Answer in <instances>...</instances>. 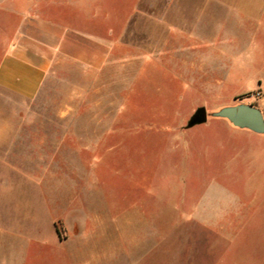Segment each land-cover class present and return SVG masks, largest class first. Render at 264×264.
I'll list each match as a JSON object with an SVG mask.
<instances>
[{
    "label": "rangeland",
    "instance_id": "obj_1",
    "mask_svg": "<svg viewBox=\"0 0 264 264\" xmlns=\"http://www.w3.org/2000/svg\"><path fill=\"white\" fill-rule=\"evenodd\" d=\"M110 5L126 10L110 12L117 35L102 69L66 64L33 101L0 96L14 130L37 138L0 187V234L16 238L0 242L1 258L12 245L18 264H215L229 249L223 264H264V135L211 116L243 104L264 117V0ZM198 108L207 121L187 128ZM184 133L197 134L186 156L168 143L184 145ZM175 202L260 221L229 243L183 225Z\"/></svg>",
    "mask_w": 264,
    "mask_h": 264
},
{
    "label": "crops",
    "instance_id": "obj_2",
    "mask_svg": "<svg viewBox=\"0 0 264 264\" xmlns=\"http://www.w3.org/2000/svg\"><path fill=\"white\" fill-rule=\"evenodd\" d=\"M93 1L97 2V0H0V96L7 94L23 101H33L57 67L74 64L91 73L104 67L109 60L110 46L113 42L111 40L117 35L110 26V12L124 11L126 7H111L110 0L108 3L106 1L102 3L101 0L97 2L101 6L97 4L99 6L97 10L91 5ZM129 1L134 2L123 0L126 3ZM214 1L220 8L226 7L228 2ZM134 9L133 6L130 11ZM243 10L249 16L254 13L245 8ZM3 98L6 104H12L9 97ZM13 125L14 117L0 111V187L12 184L8 179L10 173L22 170L20 164H16L15 161L23 163L24 159L19 156L24 152V141L37 139L33 138L34 134L15 131ZM171 136L168 143L174 151L182 149L181 151L185 152L181 154L185 156L193 152L196 133H184V145L178 143L179 139ZM237 196L233 202L234 210H237L236 206L241 202ZM256 201L258 200L251 201L252 207H257ZM177 202L173 206L175 211L180 208V214L185 216L183 225L189 229L200 228L203 232L207 229L222 232L229 243L239 241L244 227L259 225L260 220L255 211L245 215L236 211V214H229L228 208L223 206L221 209L223 213L218 211L219 213L214 214L206 212L205 206L202 209L197 208L196 203L191 210L185 211L186 201L180 207ZM241 203L243 205V202ZM229 217L232 218L229 219L232 221L231 224L225 219ZM226 223L228 227H232V234L224 228ZM14 239L16 238L13 237V233L0 234V242H14ZM13 247L15 246L11 245L8 248L11 255L3 258L0 255V264H18L14 259ZM16 249L22 253L28 251L24 244L16 246ZM228 250L223 249L219 253L215 264L229 262V256L226 255Z\"/></svg>",
    "mask_w": 264,
    "mask_h": 264
},
{
    "label": "water",
    "instance_id": "obj_3",
    "mask_svg": "<svg viewBox=\"0 0 264 264\" xmlns=\"http://www.w3.org/2000/svg\"><path fill=\"white\" fill-rule=\"evenodd\" d=\"M212 117L225 119L233 127L248 130L253 133H264V117L259 109L251 105H235L220 109L212 113ZM208 114L204 108H198L190 117L187 128L195 125L204 124L207 121Z\"/></svg>",
    "mask_w": 264,
    "mask_h": 264
},
{
    "label": "trees",
    "instance_id": "obj_4",
    "mask_svg": "<svg viewBox=\"0 0 264 264\" xmlns=\"http://www.w3.org/2000/svg\"><path fill=\"white\" fill-rule=\"evenodd\" d=\"M59 233H60V232H58V231L56 230V234L59 235Z\"/></svg>",
    "mask_w": 264,
    "mask_h": 264
}]
</instances>
